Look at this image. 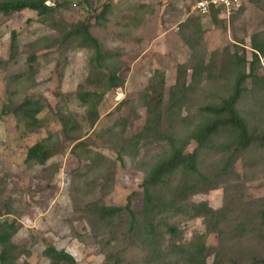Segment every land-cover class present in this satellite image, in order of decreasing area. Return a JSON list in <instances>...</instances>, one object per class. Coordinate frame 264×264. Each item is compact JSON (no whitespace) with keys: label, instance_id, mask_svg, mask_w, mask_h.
Listing matches in <instances>:
<instances>
[{"label":"trees","instance_id":"1","mask_svg":"<svg viewBox=\"0 0 264 264\" xmlns=\"http://www.w3.org/2000/svg\"><path fill=\"white\" fill-rule=\"evenodd\" d=\"M50 1L0 0V15L35 12L60 35L56 39L42 37L23 51L14 31L10 58L0 60V68L6 69L25 54L34 63L42 51L56 49L63 53L68 44L84 50L88 55L87 74L78 86L75 101L94 128L107 95L126 84L121 75L125 68L122 51L107 48L93 33L94 29L108 26L113 6L106 3L99 8L95 0H83L96 14L95 22L84 19L69 23L56 18V12L66 4L56 2L50 6ZM249 1L264 11V0ZM245 3L239 14L244 12ZM211 19L220 26L226 22L218 14ZM133 22L139 26L140 20ZM195 27L191 34L183 31L192 57L178 66L176 82L169 93L166 74L159 70L146 86L141 96V106L146 111L144 128L130 138L117 130L118 125L98 135L117 149L123 163L126 156L139 160L144 148H161L140 162L145 170L140 186L141 210L132 208L130 199L124 206L107 205L95 197L86 199L95 190L89 183L90 173L105 178L110 160L87 147L82 140L84 127L74 112L60 106L54 108L46 98L35 96L19 101L10 97L4 107L5 114L24 123L31 133L43 128L42 114L55 113L66 140L77 143L75 150L85 152L89 164L80 177L82 189L78 190L77 201L89 227L87 237L90 235L101 248L103 264H209L211 258L212 264H264V197L248 196L245 184L249 176L237 171L239 163L245 170L264 168V31L251 38V58L242 41L233 46L234 51L225 48L213 53L208 62L203 46L194 41L201 31L199 22ZM36 76V71H31L10 78V82L27 87L35 83ZM193 144L196 149L188 152ZM62 145L59 135L50 132L28 149L25 163L45 167L62 153ZM3 189L0 180V191ZM219 190L224 193L220 209H214L207 201L194 200ZM6 207L10 210V205ZM197 220L203 231L188 240L184 225ZM20 230L16 221L4 216L0 204V264H17L23 256H30V252L14 243ZM212 237L217 240L215 246L210 244ZM130 248H138L142 257L128 260ZM42 256L49 264H76L71 254L52 245L44 249Z\"/></svg>","mask_w":264,"mask_h":264},{"label":"rangeland","instance_id":"2","mask_svg":"<svg viewBox=\"0 0 264 264\" xmlns=\"http://www.w3.org/2000/svg\"><path fill=\"white\" fill-rule=\"evenodd\" d=\"M51 1L53 5L56 2L66 4V7L56 12L58 20L75 23L89 19L95 22L96 14L90 11L83 0ZM95 1L99 8L106 3L113 6L114 12L108 26L94 29L93 33L107 48L122 51L125 68L121 75L126 84L122 89L107 95L100 107V120L94 128L87 121L85 110L75 101L78 86L87 74L88 55L84 50H77L68 44L63 53L56 49L42 51L34 63H30L29 54H25L10 62L6 69L0 68V180L4 183V189L0 191V204L4 216L21 226L14 243L30 252V256H23L17 264H49L42 254L50 245L67 251L75 258L76 264H103L104 255L90 235L87 237L89 227L79 211L80 201H77L78 190L82 189L80 177L89 164L85 152L82 149L75 150L77 143L66 140L55 113L47 111L42 114L43 128L36 133L28 132L24 123L3 112L10 97L17 101L26 96L44 97L52 107L60 106L66 108L67 112H74L84 127L82 140L87 147L110 160L105 178H97L95 173H90L89 183L95 190L86 199L100 198L107 205L115 206H124L130 199L132 208L141 210L143 193L140 186L145 170L140 162L161 148L158 145L144 148L139 160L133 161V158L126 156L123 163L117 149L98 135L118 125L117 130L130 138L144 128L146 111L141 106V96L156 70L165 72L169 93L175 85L178 66L187 63L192 57V50L183 37L184 32L191 34L197 22L201 31L194 41L201 43L208 62L213 53L223 52L225 48L234 51L233 46L242 41L251 58V38L264 31V11L249 0L245 3L243 13L221 26L216 25L211 18L192 14L190 0ZM133 19L140 20L139 26L133 24ZM126 26L132 27L129 29ZM14 31L23 51L25 46L38 42L42 37L56 39L60 36L50 30L35 12L25 11L10 17L0 15V60L8 61L10 58ZM31 71L37 73L35 83L27 84L26 87L25 84L10 82V78ZM28 79L30 76L24 78ZM50 132L61 138L62 153L45 167L28 166L25 163L28 149ZM195 149L196 145L193 144L188 152ZM237 171L249 176L245 184L248 196L264 197V168L245 170L239 163ZM194 200L207 201L214 209H220L224 193L219 190L197 196ZM6 205H10V210ZM126 219L123 218L124 221ZM184 227L188 240L204 228L200 220L188 222ZM210 244L217 245V240L212 237ZM142 255L138 248H130L126 258L129 260ZM212 262L213 258L209 264Z\"/></svg>","mask_w":264,"mask_h":264},{"label":"built area","instance_id":"3","mask_svg":"<svg viewBox=\"0 0 264 264\" xmlns=\"http://www.w3.org/2000/svg\"><path fill=\"white\" fill-rule=\"evenodd\" d=\"M244 3L245 0H191V12L201 18L218 14L219 18L229 22L241 11Z\"/></svg>","mask_w":264,"mask_h":264},{"label":"water","instance_id":"4","mask_svg":"<svg viewBox=\"0 0 264 264\" xmlns=\"http://www.w3.org/2000/svg\"><path fill=\"white\" fill-rule=\"evenodd\" d=\"M53 4H54L53 1H50V2H49V5H50V6H52Z\"/></svg>","mask_w":264,"mask_h":264},{"label":"crops","instance_id":"5","mask_svg":"<svg viewBox=\"0 0 264 264\" xmlns=\"http://www.w3.org/2000/svg\"><path fill=\"white\" fill-rule=\"evenodd\" d=\"M189 2H190V6H191V0H190ZM238 14H239V13H238ZM238 14H237V15H238ZM237 15H236V16H237ZM236 16H234V18H235Z\"/></svg>","mask_w":264,"mask_h":264}]
</instances>
